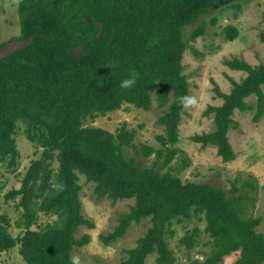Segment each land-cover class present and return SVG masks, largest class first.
Here are the masks:
<instances>
[{"label": "trees", "instance_id": "obj_1", "mask_svg": "<svg viewBox=\"0 0 264 264\" xmlns=\"http://www.w3.org/2000/svg\"><path fill=\"white\" fill-rule=\"evenodd\" d=\"M241 1V2H236ZM243 0H22L19 5L21 36L32 44L0 61V159L17 169L19 151L15 138L19 122L25 124L27 138L42 148L22 180L20 188L5 197L18 199L20 212L16 225L25 230L18 237L9 229L10 218L1 212L0 252L20 246L28 264H69L74 249L92 241L81 227L96 228L86 217L81 199L80 174L96 183L98 198L113 201L135 199L128 212L108 234L100 236L111 245L124 237L134 223L151 219V226L135 247L126 249L117 264H176L169 237L174 225L186 220L206 222L205 231L212 249L199 264H221L225 257L240 252L235 264H264V233L257 226L262 218H246L241 208L220 187L204 182L183 181L173 170L140 167L135 158L124 154L136 135L124 123L117 132L86 125V122L119 110L129 104L149 111L152 96L159 107L168 109L158 118L164 133L162 147L143 145L145 156L156 155L169 165L177 156L179 125L184 107L179 98L191 96L182 63L188 49L184 28L208 13L211 7L233 2L241 9ZM99 23L103 30L99 37ZM235 40L238 29L224 28ZM204 26L191 35L196 40ZM82 52L74 55L76 46ZM229 67L247 73L240 83L233 81L229 93L215 82L216 95L223 99L210 106L215 115L212 132L196 134L192 140L202 146H216L223 161L237 154L229 131L238 126L236 110L252 108L247 102L257 97L255 121L264 114V63L228 60ZM135 75L129 89L120 81ZM14 167V168H13ZM13 168V169H12ZM237 200L254 201L258 185L247 180L234 185ZM54 216L38 228L41 215ZM202 229H187L179 242L187 249L198 244Z\"/></svg>", "mask_w": 264, "mask_h": 264}, {"label": "rangeland", "instance_id": "obj_2", "mask_svg": "<svg viewBox=\"0 0 264 264\" xmlns=\"http://www.w3.org/2000/svg\"><path fill=\"white\" fill-rule=\"evenodd\" d=\"M21 1L0 0V46L18 40L21 36ZM241 4L240 10L233 2L211 7L208 13L183 30V37L188 42V49L182 61L184 73L188 77L191 96H195L198 103L193 107L184 108L182 112L180 139L175 145L178 154L169 165H165L164 160L157 158L155 154L145 156L142 152L144 144L162 147L158 137L164 133V127L159 125L157 120L168 109V105L159 107L155 95L152 96L153 103L149 111L124 104L119 110L99 116L95 120L89 119L86 125L99 126L115 133L126 123L129 129L136 131L133 145L123 148L128 158H135L140 167H156L162 172L173 170L185 182H204L224 189L240 206L244 217L262 218L257 230L264 233V114L259 121H255L254 117L258 112L257 97L253 95L247 99L252 105L251 109L236 110L233 115L238 126L232 128L228 135L237 154L235 160L225 162L219 156L216 146L204 147L192 140L194 135L212 132L216 128L215 115L206 114L210 106L223 103V99L219 98L214 90L215 82L222 91L229 93L234 85L232 79L241 83L247 75L244 71L229 67L227 61L240 58L253 66L264 63V0H243ZM201 26H204V33L192 40V33ZM227 26L238 29L235 40L226 37L223 30ZM262 87L264 90V85ZM15 138L20 154L17 169L9 171L11 168L8 161L0 159V206L1 212L7 213L10 218L11 233L18 237L25 232L16 225L20 217V212L16 209L18 199L6 201L5 197L11 190L21 187L24 176L33 161L41 155L42 148L27 138L23 122L18 123ZM247 180H252L258 185L255 200H237L233 191L234 185L240 187ZM79 183L82 186L80 195L84 214L95 222L96 228H80V234H91L92 241L84 247L74 249L72 256H79L81 264L120 263L127 255L125 250L135 247L137 240L151 226V219L132 224L124 237L106 245L100 236L113 230L119 223L121 214L130 210L135 199L113 201L108 197L98 198L95 193L96 183L88 181L82 174ZM54 219V216L42 214L39 225L34 228ZM195 226L202 229L201 237L195 248L187 249L179 240L187 229ZM174 228L176 235L169 237V243L176 253V264L203 262L212 249V239L205 231L206 222L197 219L186 220L184 223H176ZM19 248L18 245L0 252V264H28L20 255ZM239 254V251L231 253L221 264H235ZM147 264H155V255L147 259Z\"/></svg>", "mask_w": 264, "mask_h": 264}, {"label": "water", "instance_id": "obj_3", "mask_svg": "<svg viewBox=\"0 0 264 264\" xmlns=\"http://www.w3.org/2000/svg\"><path fill=\"white\" fill-rule=\"evenodd\" d=\"M102 30H103V24L99 23V30H98V33L96 34L97 37L100 36ZM34 38L35 36H33L32 38L28 40H22V39L12 40L4 44L3 46H0V61L16 53L18 50L24 49L30 46ZM82 47H83L82 44L76 46V48L73 51V54L74 55L80 54L82 52Z\"/></svg>", "mask_w": 264, "mask_h": 264}, {"label": "clouds", "instance_id": "obj_4", "mask_svg": "<svg viewBox=\"0 0 264 264\" xmlns=\"http://www.w3.org/2000/svg\"><path fill=\"white\" fill-rule=\"evenodd\" d=\"M135 83H136V77L135 75H133L129 78L122 79L120 81V87L123 89H129L133 87ZM179 103L184 108H190V107L197 105L198 100L195 96L185 95L179 98ZM69 264H81L80 257L76 255L71 256L69 258Z\"/></svg>", "mask_w": 264, "mask_h": 264}]
</instances>
